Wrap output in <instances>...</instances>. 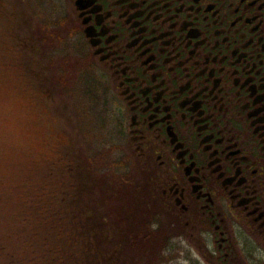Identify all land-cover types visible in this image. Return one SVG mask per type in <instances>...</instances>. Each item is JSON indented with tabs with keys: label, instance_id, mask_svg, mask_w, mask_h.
Here are the masks:
<instances>
[{
	"label": "flooded vegetation",
	"instance_id": "flooded-vegetation-1",
	"mask_svg": "<svg viewBox=\"0 0 264 264\" xmlns=\"http://www.w3.org/2000/svg\"><path fill=\"white\" fill-rule=\"evenodd\" d=\"M57 6L164 204L169 249L178 240L191 264H264V0Z\"/></svg>",
	"mask_w": 264,
	"mask_h": 264
},
{
	"label": "rangeland",
	"instance_id": "rangeland-1",
	"mask_svg": "<svg viewBox=\"0 0 264 264\" xmlns=\"http://www.w3.org/2000/svg\"><path fill=\"white\" fill-rule=\"evenodd\" d=\"M47 2H52L53 13L58 16L57 0ZM50 4H39L36 0H0V189L3 184L16 185L22 176L33 175L38 168L43 170L44 164L46 166L49 160H55L52 158L64 153L75 156L84 165L88 148L76 129L82 106L87 113L88 123H99L97 142L100 146L112 149L111 157L123 162L122 172H128L138 179L139 188L140 185L150 188V182L142 178L131 156L126 154L125 146L122 147V134L118 136L113 130L112 102L101 91L100 83L93 79V67L77 53L75 47H71L73 37H66L67 50L62 58L51 57L46 42L40 38L41 26L48 21ZM22 40L33 42L35 49L28 52L32 49L31 43L22 42L19 47ZM56 57L61 59L60 62L55 61ZM11 60L19 65L16 64L14 68L6 63ZM100 124L103 125L102 129ZM92 176L93 173H89L91 185L86 202L104 209L110 221L122 218L124 223L123 214L128 205L119 204L122 201L118 196L106 201L102 191L98 190L99 182L95 184ZM143 195L145 198L142 202L139 200L141 205L137 210L141 212L137 214L135 222L129 221L126 226L137 227L142 212L147 216L156 215L159 221L167 224L166 235L169 237L167 245L163 240L166 238L160 240L151 264H191L194 258L186 254L178 240L169 249L172 234L169 224L162 219L163 202L155 195L148 196L146 192ZM151 249L154 248L151 246ZM141 251L139 247L126 248L125 254L137 264Z\"/></svg>",
	"mask_w": 264,
	"mask_h": 264
},
{
	"label": "trees",
	"instance_id": "trees-1",
	"mask_svg": "<svg viewBox=\"0 0 264 264\" xmlns=\"http://www.w3.org/2000/svg\"><path fill=\"white\" fill-rule=\"evenodd\" d=\"M36 1L50 4L47 0ZM53 12L51 2L40 38L46 42L51 57L62 58L67 50L65 39L73 37V31ZM22 42L32 44L30 51H24L35 49L30 40H22L19 47ZM71 47H75L72 41ZM59 57L54 58L56 62H60ZM83 59L90 64L87 58ZM6 63L14 68L19 65L12 60ZM93 79L97 80L94 75ZM82 108L76 129L88 148L84 165L75 156L64 153L44 164L43 170L38 168L33 175L22 176L16 185L3 184L0 189V264H134L125 249L136 247L142 249L137 264H151L160 240L164 237L168 244L167 224L156 215L147 216L142 212L137 227L126 226L129 221L135 222L141 212L137 210L145 198L143 193L148 196L154 193L145 185L139 188L138 179L122 172L123 162L111 157L112 149L97 142L99 123L89 124ZM102 126L100 124L101 129ZM89 173H93L95 184L99 182L98 190L106 201L118 196L122 201L119 204L128 205L123 214L124 223L122 218L110 221L104 209L86 202L91 185Z\"/></svg>",
	"mask_w": 264,
	"mask_h": 264
}]
</instances>
